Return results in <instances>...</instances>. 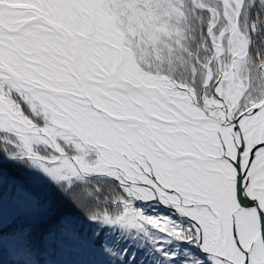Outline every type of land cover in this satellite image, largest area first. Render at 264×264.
<instances>
[{
  "label": "snow or ice",
  "instance_id": "obj_1",
  "mask_svg": "<svg viewBox=\"0 0 264 264\" xmlns=\"http://www.w3.org/2000/svg\"><path fill=\"white\" fill-rule=\"evenodd\" d=\"M0 264H264V0H0Z\"/></svg>",
  "mask_w": 264,
  "mask_h": 264
}]
</instances>
